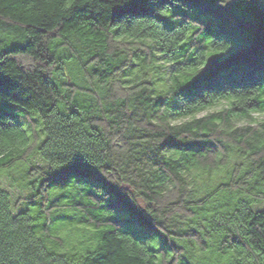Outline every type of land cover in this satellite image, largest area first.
<instances>
[{
    "label": "trees",
    "instance_id": "trees-1",
    "mask_svg": "<svg viewBox=\"0 0 264 264\" xmlns=\"http://www.w3.org/2000/svg\"><path fill=\"white\" fill-rule=\"evenodd\" d=\"M15 170L0 264H264V0H0Z\"/></svg>",
    "mask_w": 264,
    "mask_h": 264
},
{
    "label": "rangeland",
    "instance_id": "rangeland-1",
    "mask_svg": "<svg viewBox=\"0 0 264 264\" xmlns=\"http://www.w3.org/2000/svg\"><path fill=\"white\" fill-rule=\"evenodd\" d=\"M65 67H66V70L69 71V73L71 75H73V76H76V73L79 71V68L76 65H73L70 61L66 62ZM203 112L204 111H201L200 114L203 113ZM9 175H11L12 177L18 178V176L20 175V171L19 170H17V171L15 170V171H11L9 174L8 173H5L3 175L0 174V184L1 183L2 184H6V186L8 187L9 184L11 183V181L9 179V177H11V176H9ZM205 177L206 176H204V179H205ZM213 181H214V178H212V182ZM15 186H11L10 187L11 188L10 191L12 192V194L17 195L20 192H23L22 189H20L19 187L16 188ZM23 193H25V192H23ZM147 245L149 247H151V244L150 243H147ZM202 263H204V259H203V262ZM205 263L206 264H212V261L207 258Z\"/></svg>",
    "mask_w": 264,
    "mask_h": 264
},
{
    "label": "snow or ice",
    "instance_id": "snow-or-ice-1",
    "mask_svg": "<svg viewBox=\"0 0 264 264\" xmlns=\"http://www.w3.org/2000/svg\"><path fill=\"white\" fill-rule=\"evenodd\" d=\"M69 2H71V0H69Z\"/></svg>",
    "mask_w": 264,
    "mask_h": 264
}]
</instances>
